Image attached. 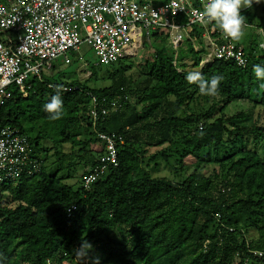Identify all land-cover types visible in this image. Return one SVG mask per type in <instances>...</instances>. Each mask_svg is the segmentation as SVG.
<instances>
[{
    "label": "trees",
    "instance_id": "16d2710c",
    "mask_svg": "<svg viewBox=\"0 0 264 264\" xmlns=\"http://www.w3.org/2000/svg\"><path fill=\"white\" fill-rule=\"evenodd\" d=\"M256 2L241 13L251 24V11L260 10L258 27L264 29V0ZM190 32L200 34L198 28ZM259 51L248 44L246 68L214 61L201 69L205 79L223 77L210 96L190 84L188 73L162 50L146 59L137 85L126 71L113 69H107L110 85L101 89L77 80L52 83L121 98V108L96 126L124 138L117 166L88 191L81 178L97 158L79 159L84 171L77 187L48 175L41 158L48 152L44 141L54 147L80 141L81 153L97 144L84 92L59 91L63 112L52 120L44 105L58 90L48 88L49 81H33L27 95L10 89L0 107V128H18L41 166L32 177L21 175L14 186L0 185V264H264L251 254L264 248V156L249 148L261 144L264 155V124L257 119L241 125L246 110L227 112L244 104L264 109V80L256 78L253 68L264 64V48ZM192 60L198 68L201 58ZM96 69L89 68L92 74ZM132 93L139 97L133 105L128 100ZM201 101L210 103L207 110L187 113L189 103ZM82 132L89 138L81 141ZM169 156L177 160L178 181L153 179L147 169ZM187 158L194 163L186 165ZM211 165L217 171L199 174L202 166ZM72 205L76 210L68 218ZM251 233L257 239L249 240ZM82 243L90 245L83 258L75 256Z\"/></svg>",
    "mask_w": 264,
    "mask_h": 264
},
{
    "label": "built area",
    "instance_id": "2783aa9c",
    "mask_svg": "<svg viewBox=\"0 0 264 264\" xmlns=\"http://www.w3.org/2000/svg\"><path fill=\"white\" fill-rule=\"evenodd\" d=\"M208 0H0V107L10 97V89L27 95L33 81L44 83V70L51 71L61 58L64 65L74 62L89 68L81 56L89 47L93 67L106 68L127 58H135L144 41L167 40L172 49L184 41L200 57L199 70L214 61L248 66L243 47L215 30L213 22L202 15ZM198 28L193 36L190 29ZM47 87L62 93L84 92L87 114L97 138L99 155L93 168L81 178L85 191L117 166L118 146L124 138L99 132L96 126L121 108V98L97 96L80 87ZM201 130V127L199 128ZM41 163L32 153L28 139L12 126L0 128V185H15L21 175L32 177ZM76 210H67L71 217ZM219 222V216H216ZM230 232L233 229H229ZM264 259V248L251 252ZM243 264H248L244 261Z\"/></svg>",
    "mask_w": 264,
    "mask_h": 264
},
{
    "label": "rangeland",
    "instance_id": "374dc122",
    "mask_svg": "<svg viewBox=\"0 0 264 264\" xmlns=\"http://www.w3.org/2000/svg\"><path fill=\"white\" fill-rule=\"evenodd\" d=\"M241 14L243 15V13ZM261 15L262 13L260 10H257L256 12H254L253 10L251 11L250 17H253V19L251 21V24H245L243 28L245 35L239 42L241 43V46L244 50L248 49L249 43H254V47H256V50H258V54L260 52L259 50L264 48V29L262 26L258 27L259 21L257 20ZM192 46L193 45L191 44V42L184 41L180 45V47L175 50L172 49L169 42L164 39H160L158 42L144 41L143 48L139 51L138 55L135 58H127L121 60L120 62L106 68H97L95 70L96 74H92V72L89 70L94 62V57L91 54V49L89 47L82 46L80 54L87 61L89 68L82 67L75 62L71 65L66 66L64 65L62 59L59 58L53 63V70H44L43 76L44 80H47L50 83H59L64 81L70 82L77 80L80 83L85 84L89 88L101 89L110 85V75L107 73V69H113L126 71L129 80L135 81V85H137L139 84V82H141V78L145 73L144 63L146 59H150L153 54L159 50H162L163 52L168 53L170 56H172L174 58V61L177 62V66L179 67L180 71H184L187 73H200L199 68L193 66L192 59L194 58V56L205 57V53L199 54L194 50L189 51L190 48H193ZM138 99V95L134 93L128 95V100L132 105L135 104ZM209 105L210 103L205 101H201L200 105H197L195 102L189 103L187 113L189 112L192 114H197L201 110H207ZM240 110H246L245 112L247 113L246 120L241 123V125H250L257 119H259L260 124H264V109H252L251 105L249 104H244L243 106H237L235 108H229L227 109V112L230 115L235 114ZM88 138L89 136L86 135L85 132L81 133V141ZM79 143L80 141H76L74 142V144L66 143L64 145L54 147L53 143H51L50 141H44L42 145L48 152L47 157H44L42 155L41 158H43L44 160L43 162L47 174L50 176H56L64 184L77 187L80 182L79 175L84 171V167L82 164L83 161L80 162L79 159H81V157H86L87 159L92 158L93 160H95L99 155V148L96 145L88 146L86 152H79V150L81 149V145ZM249 148L256 150L257 153L262 157L264 156L261 144H250ZM153 152H155V150H153ZM193 163L194 160L191 158H187L185 161L186 165H191ZM177 168V160L169 156L168 160L159 158L156 161L155 165H151L147 169V171L150 173V176L153 179H167L176 182L178 181V178L175 176L174 171ZM212 171H217L216 165L202 166L198 172L203 176H207L211 174ZM68 172L71 173V178H68ZM5 202L9 203V200L5 199ZM248 239H257V235L251 233L248 235Z\"/></svg>",
    "mask_w": 264,
    "mask_h": 264
},
{
    "label": "clouds",
    "instance_id": "9594fccd",
    "mask_svg": "<svg viewBox=\"0 0 264 264\" xmlns=\"http://www.w3.org/2000/svg\"><path fill=\"white\" fill-rule=\"evenodd\" d=\"M254 3H257L256 0H208L202 15L214 22L226 38L239 43L245 35L243 28L246 24V18L241 14V10L251 8ZM253 68L256 78L264 80V64H255ZM186 79L190 84H197L202 95L210 96L217 93L223 77L217 75L205 79L199 72H190ZM44 109L51 114L52 120L61 117L63 100L59 91L44 105ZM89 249L90 245L82 243L80 249L75 252V256L83 258Z\"/></svg>",
    "mask_w": 264,
    "mask_h": 264
},
{
    "label": "crops",
    "instance_id": "0c3cea01",
    "mask_svg": "<svg viewBox=\"0 0 264 264\" xmlns=\"http://www.w3.org/2000/svg\"><path fill=\"white\" fill-rule=\"evenodd\" d=\"M241 45V43H239Z\"/></svg>",
    "mask_w": 264,
    "mask_h": 264
}]
</instances>
